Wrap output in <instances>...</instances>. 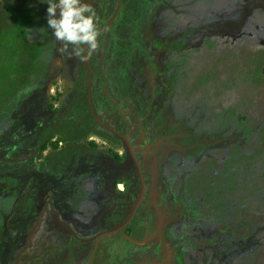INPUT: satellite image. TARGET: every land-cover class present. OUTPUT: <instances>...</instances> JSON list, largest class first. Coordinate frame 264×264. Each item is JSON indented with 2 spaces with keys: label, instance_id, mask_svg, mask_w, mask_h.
<instances>
[{
  "label": "rangeland",
  "instance_id": "1",
  "mask_svg": "<svg viewBox=\"0 0 264 264\" xmlns=\"http://www.w3.org/2000/svg\"><path fill=\"white\" fill-rule=\"evenodd\" d=\"M181 2L177 3L174 16L146 45L151 47L148 61L153 69L151 102L160 112L165 129L178 128L175 139L184 136L185 143L174 141L169 132L164 134L166 138L157 139L158 130L151 121L146 125L132 122L136 131L132 151L152 174L161 149L158 158L163 160L164 180L171 196L180 194L179 202L184 206L182 233L169 230L168 236L176 241V250L181 249L188 261L264 264V0H240L239 11H231L225 27L203 32V36L211 34L213 40L217 39L214 46L205 47H198L195 31L183 26L199 11L196 6L203 10L209 0L194 4L184 0L185 6ZM47 3L48 0H0V232L8 222L16 225L22 237L41 219L46 201L40 198L41 191L47 198L52 189L48 185L61 187L55 177L38 172L39 163L51 153L49 148L39 157L40 161H34L32 155L25 159L28 149L40 137V126H48L49 114L39 112L40 105L33 107L36 94H40L38 101L46 104L42 92L36 91L42 82L38 73H49L51 62L60 67L56 77L43 80L55 110L74 90L72 83L61 78L62 57L49 56L48 63L41 64L40 56L49 51L53 40L46 18ZM249 11L251 23L244 27L246 34L232 42L227 40L226 33H235L246 22ZM239 17V22L234 23ZM89 111L92 116V108ZM22 116L29 119L22 121ZM128 122L131 124L130 119ZM87 138L96 150L128 156L123 143L114 144L92 134ZM125 164L129 165L128 158ZM117 167L122 173L121 164ZM35 178L40 181L39 195L27 197L28 185ZM154 208L162 217L161 209ZM159 223L162 225L161 218ZM159 223L157 231L161 237ZM63 230L60 227L59 231H48L49 235L58 234L57 239L52 236V243L67 240L68 234ZM6 238L9 248L7 229ZM26 242L27 236L19 256L26 250ZM65 251L55 250L57 257L51 256L46 264H58L55 261H60ZM84 252L85 247H81L77 254ZM7 254L1 255L0 264H7Z\"/></svg>",
  "mask_w": 264,
  "mask_h": 264
},
{
  "label": "trees",
  "instance_id": "2",
  "mask_svg": "<svg viewBox=\"0 0 264 264\" xmlns=\"http://www.w3.org/2000/svg\"><path fill=\"white\" fill-rule=\"evenodd\" d=\"M84 1L81 0L82 3ZM119 1L120 8L118 0H94L90 3L96 13L99 47L94 52L86 49L91 72L89 98L86 91L87 72L83 50L79 55H72L73 46L69 45L68 51H61V42L52 35L53 40L49 51H44L40 56L41 64L48 63L46 57L51 56V59L62 57L61 78L66 83H72L74 90L71 96L64 99L60 109L55 110L50 104L51 98L47 96L43 88V80L56 77L60 67L54 66L51 62L49 73L45 75L42 72L38 73L42 82L37 85L36 91L42 92L41 97L46 104H41L38 101L40 94L38 96L36 94V104L33 107L36 109L40 105L39 112L43 114L46 112L49 118L45 129L40 126V137L34 147L28 149L30 150L28 154L38 151V157L49 146L52 153L39 165L38 172L45 174L48 178L53 175L61 186L66 183L67 185L66 188H54L48 185L47 187L52 189L47 198L45 191L41 189L42 197L40 198L43 201L46 199L53 201L52 207L44 210L45 213L43 212L41 219L35 227L32 224L27 229L23 234L24 237L17 233L16 225L4 223L0 232V257L8 252L7 264L16 263L17 256L25 249L26 236L27 248L19 257V264H46L50 262L51 256L57 257L55 250L62 251L63 248L66 251L62 253L61 260L55 263L89 264L94 250V242L91 239L99 233L110 231L122 224L128 217V207L122 202L137 200L140 182L131 160L128 159V166L125 164V155L120 156L112 151L104 153L95 151L92 143H88L89 148L77 145L58 151L60 143H79L92 134L122 145L121 140L111 132L113 131L122 137L129 135L133 145L136 134V131H133V124L146 125L148 121H151V125L158 130L157 139L166 138L164 134L169 132L174 136V141L180 144L185 143L184 136H181L179 140H177L178 137L175 139L178 128L165 129L160 112L155 110L151 102L149 84L153 69L148 61L151 47L146 45L153 35H158L169 18L174 16L173 11L179 0ZM188 1L190 4L199 3V0ZM181 4L185 6L186 3L182 0ZM247 4L243 3L244 6ZM240 5V0H209L208 7L203 10L196 6L195 10L199 11L183 28L195 31L196 45L200 44L198 47L214 46L217 39L213 40L214 36L211 34L203 36V32L225 27L228 15L233 10L239 11ZM250 18L249 11L246 22L238 26L235 33L227 32L225 38L232 42L246 34L244 27L251 23ZM239 19L240 17L234 23L239 22ZM229 34L231 35L228 37ZM155 47L156 45L153 44V48ZM47 68L48 65L45 66V70ZM89 107L92 108L93 115L99 123L94 121ZM26 119H29V116L21 117L22 121ZM128 119L131 120V124ZM52 127H54L53 130ZM140 132L137 133L140 134ZM52 139L55 141L51 142ZM160 152L161 149L156 154L158 168L156 196L151 195L153 170L152 174L146 171L142 173L146 190L141 207L124 229L116 234L102 237L98 241L92 264L195 263L194 260L188 261L181 249L176 250L174 246L176 241L168 236L172 227L178 233L177 205H180L181 197L174 198L170 194L169 185L163 176V160L159 161L158 158ZM95 161L100 162L98 165H103L102 170L95 172L93 167ZM103 161L111 162V172L105 167L106 164H103ZM138 163L141 165V158L138 159ZM119 164L123 168L122 173L117 167ZM66 167L68 168L65 172ZM35 182L38 185L39 181ZM119 185H123L124 190L123 188L117 190L116 187ZM130 185L133 186L132 191L129 189ZM39 191L40 188L37 186L35 197L39 195ZM153 199L156 203L158 202L156 206L148 202ZM112 201L119 202L115 205L116 210L111 207ZM154 207L161 209L162 217L157 215ZM145 209H148V212L142 215ZM159 218L162 219L161 237L157 231ZM60 227L68 234L67 240L52 243L55 238L57 239L58 234L53 232L54 235H49L48 231L50 229L59 231ZM6 229L10 234L9 248H7L9 240L6 238ZM52 236L55 238L52 239ZM81 247H85L86 252L77 254Z\"/></svg>",
  "mask_w": 264,
  "mask_h": 264
},
{
  "label": "clouds",
  "instance_id": "3",
  "mask_svg": "<svg viewBox=\"0 0 264 264\" xmlns=\"http://www.w3.org/2000/svg\"><path fill=\"white\" fill-rule=\"evenodd\" d=\"M47 24L54 38L61 42V51L73 46L72 55H79L83 48L89 52L98 49L96 13L89 3L81 0H48Z\"/></svg>",
  "mask_w": 264,
  "mask_h": 264
},
{
  "label": "flooded vegetation",
  "instance_id": "4",
  "mask_svg": "<svg viewBox=\"0 0 264 264\" xmlns=\"http://www.w3.org/2000/svg\"><path fill=\"white\" fill-rule=\"evenodd\" d=\"M91 86V85H90ZM54 129V127H52V130ZM127 141H128V143H129V145H130V147H131V149H133V146H132V142H131V140H130V137L129 136H127V137H124ZM88 139L89 138H87L86 140H82L81 142H79V143H70V142H68V143H60L59 145H58V151H60V150H63V149H67V148H70V147H75V146H77V145H83L84 143H86L85 145H86V148H89V145H88V143H92V141H88ZM55 141V139H52L51 140V142H54ZM62 144H64V146L63 147H59V146H62ZM93 145H94V143H92ZM91 147V146H90ZM47 148H49L50 150H51V153H52V149L49 147V146H47ZM94 148H95V146H94ZM91 149V148H90ZM89 149V150H90ZM47 150V149H46ZM95 151H103V152H106V151H111V150H96V148L94 149ZM93 151V150H92ZM133 152V155H134V157H135V159L137 160V162H138V159H140L141 157L135 152V151H132ZM44 153V152H43ZM42 153V154H43ZM50 153V154H51ZM42 154L40 155V156H42ZM50 154L49 155H47L46 157H44V159L42 160V162L46 159V158H48L49 156H50ZM33 156L32 158H33V160L35 161V160H37V161H40V159H39V157L40 156H38L37 157V155H38V151H33L32 153H30V154H28L27 155V157L25 158V159H29V157L30 156ZM126 156V155H125ZM126 158H128L129 160H131V162H132V164H133V166L135 167V165H134V162L132 161V159L129 157V155L128 156H126ZM97 159H99V158H97ZM41 162V163H42ZM98 163H100L99 161H95V163L93 164V167H94V169H95V172L96 171H99V170H102L103 169V165H98ZM103 164H106L105 165V167L106 168H108V171H110L111 170V162H109V161H107V162H104L103 161ZM39 165H40V163H39ZM39 165H38V168H39ZM109 165H110V167H109ZM138 165H139V163H138ZM67 168L68 167H66L65 168V172L67 171ZM142 168H143V171H142ZM139 169H140V172H141V176H142V173H146V167L143 165V161H142V158H141V165H139ZM134 171H135V173H136V175L138 176V172H137V169H136V167L134 168ZM111 172V171H110ZM155 174H156V180H157V167H156V169H155ZM65 174V173H64ZM153 174H154V171H153ZM30 176L32 175L31 173L29 174ZM110 175H111V173H110ZM46 176V175H45ZM153 176V175H152ZM52 177L54 178V176L52 175ZM30 179H32V176H31V178ZM138 179H139V182H140V178H139V176H138ZM142 179H143V176H142ZM35 181H39L37 178H35L33 181H32V185H28V188H29V190H28V194H26V196L27 197H35V195H36V188H37V182H35ZM39 183H40V181H39ZM38 183V184H39ZM143 184H144V180H143ZM66 185H67V183H66ZM66 185H62L61 187L62 188H66ZM25 188H27V187H25ZM122 188H123V190H124V188L125 187H123V185H122ZM116 189H117V187H116ZM129 189L132 191L133 190V186L132 185H130L129 186ZM117 190H119V189H117ZM145 184H144V187H143V194H142V199H141V201H140V204L138 205V207H137V209L135 210V212H134V214H133V217L136 215V213H137V211H138V209L141 207V205H142V201H143V198H144V194H145ZM156 190H157V182L155 181V184L153 183L152 184V187H151V191H152V194L151 195H153L152 197H155L156 196ZM140 191H141V183H140V188H139V192H138V195H137V200H138V198H139V194H140ZM113 194H114V190H113ZM172 197H174V198H176V197H180V194L179 195H177V196H172ZM137 200L136 201H133V202H129V201H123L122 203L123 204H125V205H127V211H128V217H129V215L131 214V212H132V210H133V208H134V206L136 205V203H137ZM52 202L53 201H51V200H48V199H46V201L44 202V204H43V208H44V210L48 207V208H51L52 207ZM148 202H150V204H156V200L155 199H153V200H151V201H148ZM116 203H119V202H115V201H112L111 202V204H112V206L111 207H113L114 208V210H116L115 209V205H116ZM158 203V202H157ZM143 209H141V211H142ZM177 210L179 211V213H178V225H177V228H179V230H178V233L177 234H180V233H182V231H181V228H180V225L182 224V222H183V218H184V206H181V204L180 205H177ZM118 211H121V209H118ZM140 211V212H141ZM44 212V211H43ZM148 212V209L146 210H144L143 212H142V215H145L146 213ZM127 217V218H128ZM133 217H132V219H133ZM167 218H169V216H166ZM131 221V220H130ZM129 224V223H128ZM127 224V225H128ZM121 225V224H120ZM119 225V226H120ZM126 225V226H127ZM119 226H117V227H119ZM159 226H160V229H161V224L159 223ZM117 227H115L114 229H116ZM124 229V228H123ZM175 228L174 227H172V229L171 230H174ZM111 230H113V229H111ZM110 230V231H111ZM163 230V229H162ZM177 231V230H176ZM107 232V231H106ZM120 232V231H119ZM103 233V232H102ZM100 234V233H99ZM116 234V233H115ZM98 235V234H97ZM129 236V235H128ZM95 237V236H94ZM93 237V238H94ZM130 237L132 238V236L130 235ZM92 238V239H93ZM95 243V242H94ZM167 264H169L168 262H167Z\"/></svg>",
  "mask_w": 264,
  "mask_h": 264
},
{
  "label": "water",
  "instance_id": "5",
  "mask_svg": "<svg viewBox=\"0 0 264 264\" xmlns=\"http://www.w3.org/2000/svg\"><path fill=\"white\" fill-rule=\"evenodd\" d=\"M94 0H85L84 3H92ZM116 16V15H115ZM83 47V46H82ZM83 60H84V64H85V68H86V72H87V86H86V91H87V95H88V98H89V91H90V85H91V72H90V69H89V65H88V62H87V57H86V48H83ZM92 112V111H91ZM93 116V115H92ZM105 127V126H104ZM109 131H111L109 129ZM113 134H115L120 140L121 142L123 143L129 157L132 159V161L134 162V165L137 169V172H138V176L140 178V183H141V191H140V194H139V198L137 200V203L136 205L134 206L131 214L129 215V217L119 226L117 227L116 229H113L111 231H107V232H103V233H100L98 235H96L93 239H91L92 242H95V246H94V250H93V253L91 255V259H90V263L89 264H92V261H93V256H94V253H95V250H96V246H97V243L98 241L102 238V237H105V236H109V235H113L115 233H118L119 231H121L123 228L126 227V225L130 222V220L132 219L133 217V214L135 212V210L137 209L138 205L140 204V201L142 199V194H143V187H144V184H143V179H142V176H141V172H140V169H139V165H138V162L137 160L135 159L134 155H133V152H132V149L128 143V141L114 133L113 131H111ZM156 172L154 171V174H153V183L155 184V179H156ZM32 232V231H31ZM19 255L17 257V260H16V263L15 264H19Z\"/></svg>",
  "mask_w": 264,
  "mask_h": 264
},
{
  "label": "crops",
  "instance_id": "6",
  "mask_svg": "<svg viewBox=\"0 0 264 264\" xmlns=\"http://www.w3.org/2000/svg\"><path fill=\"white\" fill-rule=\"evenodd\" d=\"M30 233H31V232H30ZM30 233H29V234H30ZM28 236H29V235H28Z\"/></svg>",
  "mask_w": 264,
  "mask_h": 264
}]
</instances>
